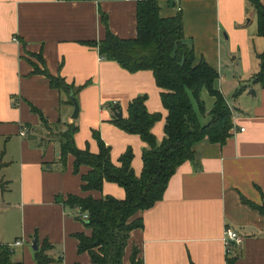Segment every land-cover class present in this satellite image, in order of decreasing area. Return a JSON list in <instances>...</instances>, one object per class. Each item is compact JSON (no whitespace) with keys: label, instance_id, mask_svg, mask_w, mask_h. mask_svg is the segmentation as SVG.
<instances>
[{"label":"crops","instance_id":"0c3cea01","mask_svg":"<svg viewBox=\"0 0 264 264\" xmlns=\"http://www.w3.org/2000/svg\"><path fill=\"white\" fill-rule=\"evenodd\" d=\"M136 1L0 0V153L5 161L0 179L9 181V188L0 187V243L12 247V264H36L31 246L35 237L38 246L43 241L52 244L50 264H98L87 251L78 250L76 233L91 232L77 216L78 209L64 206L56 197L125 196V188L110 180L101 190H84L82 175L90 166L83 163L75 172V156L70 153L62 167L57 133L65 123L76 121V145L93 152L99 146L92 131L99 130L115 164L130 146L137 174L143 169L147 143L111 121L110 104L120 106L126 116L129 102L147 95L148 110L161 115L152 131L158 141L165 136L168 110L152 69L129 71L87 42L106 35L101 11L113 33L135 37ZM158 2L162 16L182 13L194 61L203 58L218 71V89L225 94L229 87L232 92L247 86L233 101L225 94L233 110L231 136L224 143L198 142L194 158L177 166L162 198L136 212L134 218L140 217L142 225L130 231L124 262H131L137 247L141 264H227L228 255L236 256L234 264H264V212L244 200L264 206V86L252 81L264 35L258 33L257 22L250 27L253 5L249 0ZM253 34L259 37L258 46L251 44ZM34 65L84 85L76 94V118L74 102L52 87L44 73L35 72ZM202 97L206 112L200 121L207 123L215 97L206 89ZM228 226L239 233L241 243L226 244Z\"/></svg>","mask_w":264,"mask_h":264},{"label":"trees","instance_id":"16d2710c","mask_svg":"<svg viewBox=\"0 0 264 264\" xmlns=\"http://www.w3.org/2000/svg\"><path fill=\"white\" fill-rule=\"evenodd\" d=\"M249 2L257 14L258 33L264 35V3L262 0ZM136 3L135 37L125 38L113 33L107 14L101 11L106 35L102 40L87 42L96 45L101 56L118 61L129 71L152 69L156 83L161 88L162 104L168 110L164 138L158 141L152 131L155 121L161 115L148 110L145 103L147 95L135 96L128 104L126 116H117L116 113L122 108L115 103L110 104L114 111L111 121L127 132L138 133L147 143L142 151L143 169L140 174L135 173L131 166L134 156L132 148L129 146L120 155V164H115L110 154V145L101 138L97 129L92 131L98 141L97 152L76 145L74 134L79 125L75 120L65 123V128L57 133L62 167H65L69 153L75 156V172L79 171L83 163L90 166V170L82 175L81 185L84 190H101L105 180L114 181L125 188L122 199L110 194L99 198L73 193H68L65 198L63 195L56 197L64 206L78 209L77 216L91 230L90 234L84 231L76 233L78 250L87 251L92 262L98 264H125L123 256L130 231L142 225L140 217L134 218L136 212L152 207L162 198L177 166L186 159L194 158L198 142L207 139L224 143L234 127L232 106L223 91L215 86L218 71L203 58L194 61V47L185 41L182 13L178 11L172 16L160 15L158 0H137ZM258 58L260 66L252 81L264 86V49L258 53ZM34 66L35 72L44 73L48 77L52 87L66 92L70 103L74 102L77 92L84 86L69 83L61 75L51 74L46 67L41 69ZM246 86L240 85L236 94ZM202 89L215 97L207 123L200 121V115L206 112ZM39 113L44 121L45 117ZM4 164L0 153V170ZM244 200L264 212L263 205L246 198ZM82 213L88 217H83ZM51 247L50 242L43 241L34 249L36 264H50L52 256L48 250ZM138 251L137 247H133L129 264H141L142 258L138 257ZM12 255V247L8 243H0V264H12ZM235 257L228 255L227 264H234Z\"/></svg>","mask_w":264,"mask_h":264},{"label":"rangeland","instance_id":"374dc122","mask_svg":"<svg viewBox=\"0 0 264 264\" xmlns=\"http://www.w3.org/2000/svg\"><path fill=\"white\" fill-rule=\"evenodd\" d=\"M252 14H254V17L255 18H254L253 22L251 23V26L250 27L255 26V23L257 22V14H255L254 7H252ZM258 38L259 37L257 35L253 34L252 37H251V44L253 43V44H256L258 46L259 45L258 44ZM230 89H231L230 87L227 88V89H225V94L228 95V97L233 101L234 98L237 96V94H236V90L233 89V91L231 92ZM0 187L9 188V181L3 180L1 178V180H0Z\"/></svg>","mask_w":264,"mask_h":264},{"label":"built area","instance_id":"2783aa9c","mask_svg":"<svg viewBox=\"0 0 264 264\" xmlns=\"http://www.w3.org/2000/svg\"><path fill=\"white\" fill-rule=\"evenodd\" d=\"M243 129V127H241ZM22 134H26L25 130H23L21 132ZM83 217L87 218L88 215L86 213H82ZM223 240H225L226 244H229L231 242V240L236 241L238 243L242 242V238L239 235V233L233 229L231 226H228L225 231H224V235H223ZM19 242H21V240L18 239V241H16L15 243L18 244Z\"/></svg>","mask_w":264,"mask_h":264},{"label":"water","instance_id":"95a60500","mask_svg":"<svg viewBox=\"0 0 264 264\" xmlns=\"http://www.w3.org/2000/svg\"><path fill=\"white\" fill-rule=\"evenodd\" d=\"M251 92L252 93H254L255 92V89H252L251 90ZM74 112H73V114H72V117L73 118H76L78 115H79V104H78V101H77V99L76 98H74ZM116 115L117 116H119V115H122V111H119V112H117L116 113ZM34 249H37L39 246H38V240H37V238L35 237L34 239H33V241H32V245H31Z\"/></svg>","mask_w":264,"mask_h":264}]
</instances>
